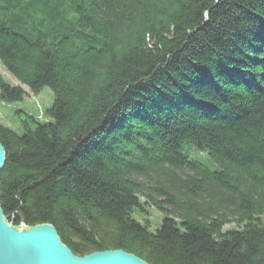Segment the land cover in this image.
<instances>
[{
    "label": "trees",
    "instance_id": "1",
    "mask_svg": "<svg viewBox=\"0 0 264 264\" xmlns=\"http://www.w3.org/2000/svg\"><path fill=\"white\" fill-rule=\"evenodd\" d=\"M0 64L54 94L0 122L14 227L81 258L264 264V0H0ZM26 96L0 72V103Z\"/></svg>",
    "mask_w": 264,
    "mask_h": 264
},
{
    "label": "water",
    "instance_id": "2",
    "mask_svg": "<svg viewBox=\"0 0 264 264\" xmlns=\"http://www.w3.org/2000/svg\"><path fill=\"white\" fill-rule=\"evenodd\" d=\"M6 152L0 144V173ZM0 264H148L124 251L76 256L51 225L17 228L9 223L0 205Z\"/></svg>",
    "mask_w": 264,
    "mask_h": 264
},
{
    "label": "rangeland",
    "instance_id": "3",
    "mask_svg": "<svg viewBox=\"0 0 264 264\" xmlns=\"http://www.w3.org/2000/svg\"><path fill=\"white\" fill-rule=\"evenodd\" d=\"M0 72L5 77L6 81L14 86L23 88L27 93L25 100L22 103L13 105L12 107H6L3 103H0V122L6 126H10L13 130L21 134L20 124L16 117L18 110L25 111L30 115H34L36 118L42 121L46 119L47 112L51 109L54 103V94L51 90L45 89L39 96L31 94L29 89L22 86L13 77H11L1 66ZM148 220L151 222L153 229H157L162 221L163 216L155 209L149 210ZM140 221H144V218L139 217ZM234 228V226H228L226 229Z\"/></svg>",
    "mask_w": 264,
    "mask_h": 264
},
{
    "label": "built area",
    "instance_id": "4",
    "mask_svg": "<svg viewBox=\"0 0 264 264\" xmlns=\"http://www.w3.org/2000/svg\"><path fill=\"white\" fill-rule=\"evenodd\" d=\"M20 228H23V227H20Z\"/></svg>",
    "mask_w": 264,
    "mask_h": 264
}]
</instances>
